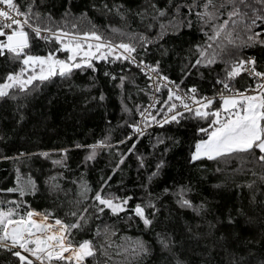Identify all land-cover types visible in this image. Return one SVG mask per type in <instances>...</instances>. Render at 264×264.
I'll use <instances>...</instances> for the list:
<instances>
[{
	"label": "trees",
	"instance_id": "obj_1",
	"mask_svg": "<svg viewBox=\"0 0 264 264\" xmlns=\"http://www.w3.org/2000/svg\"><path fill=\"white\" fill-rule=\"evenodd\" d=\"M16 2L22 10L34 4V11L43 18L35 22L41 25L47 22L44 14L50 15L49 26L53 30L56 27L70 33L96 30L106 37H113L116 42H127L131 37L113 34V28L125 33L145 31L135 13L152 11V3L158 7L167 4V0ZM187 2L191 3V0ZM199 3H203V0H199ZM66 11L68 15H65ZM182 11L187 14V8ZM122 15L126 17L127 24L121 19ZM192 18L194 22L191 28L184 26L178 32H170L147 50L138 49L134 55L147 63L154 64L159 60L163 74L180 84L181 89L186 91L195 84L201 95H212L215 75L224 67L223 64L214 65L211 71L204 67L192 69L187 77H183L186 65L190 67L189 58L195 59L189 50L192 45L204 40L194 13ZM168 20L169 17H164L157 21L148 34L155 36L160 23L166 24ZM73 24L77 25L76 29L72 28ZM27 30L31 37V54L46 55L60 47L54 39L44 41ZM243 55L255 56L257 69L264 71V47L244 49ZM57 56L65 59L67 52H57ZM93 63L98 68L97 72L74 69L70 78L63 79L57 75L19 99L0 98V189L15 188L18 183L24 186L30 179L37 185L35 193L28 192L24 197L17 192L0 191V201L15 199L22 202L24 210L50 211L51 218L59 217L66 223L74 222L75 218L67 213L75 210L76 201H81L80 210L89 207L91 219L82 231L74 230V239L76 242L93 240L99 252L94 258H86V264H175L172 253L183 264H264V181L260 179L264 175V166L251 154L211 161L205 158L196 164H189V149L197 138L196 129L206 126L203 121L190 120L180 125L167 124L163 128L153 125L139 139L134 153L129 154L113 172L119 160L118 151L127 152L132 146V140L117 144L131 131L125 122L138 120L136 105L145 106L149 102L151 89L148 88L146 75L135 65L121 61ZM20 66L19 62H9L0 57V81L8 72L17 71ZM106 70L115 74L117 79L113 81L111 76H105ZM121 75L127 79L123 87H118ZM241 77L234 82L236 88L244 89L249 84H255L246 73H242ZM101 93L104 95L103 101L99 99ZM157 97L159 101L154 112L160 111L159 104L167 98V89H162ZM122 103L131 112H123ZM216 106H219L218 102ZM109 129L112 147L98 151L94 160L85 163L87 149L75 145H88L103 139ZM157 135L172 139L166 140L169 151L163 155L165 164L160 174L149 182L147 175L161 158L165 147L159 145L152 154L153 138ZM59 149L68 151L60 153ZM40 152H48L49 156H40ZM137 153L145 156L146 167L138 166ZM62 156L66 157V167L53 164ZM50 177H57L58 192L50 191L45 183ZM105 180L108 181L105 192L131 199L128 208L119 217L106 210L96 219L94 209L90 208L93 202L83 200L79 194V184L87 183L91 197L100 190ZM249 184L253 186L250 188ZM182 185L192 188L187 198L193 204L203 203L199 214L177 203L178 196L173 193ZM165 188L170 191L165 193ZM149 200L155 204V215L151 207H146V215L152 223L145 227L131 209L137 203L146 204ZM105 225L110 229L107 237H97V230L103 232ZM161 237L172 241L171 252L162 246ZM137 241H142L148 247L146 256L133 254ZM101 244L104 245L102 250ZM0 264H19V261L10 252L0 249Z\"/></svg>",
	"mask_w": 264,
	"mask_h": 264
},
{
	"label": "snow or ice",
	"instance_id": "obj_2",
	"mask_svg": "<svg viewBox=\"0 0 264 264\" xmlns=\"http://www.w3.org/2000/svg\"><path fill=\"white\" fill-rule=\"evenodd\" d=\"M34 7V4H29L26 10H22L16 0H0V57L9 62H19L21 65L17 71L8 72L0 81V98L19 99L21 95L31 93L57 75L63 79L70 78L74 69L80 71L91 69L97 72L98 68L94 61L127 62L138 67L146 75L148 88L151 89L148 93L150 103L146 107L136 105L140 119L125 122L126 127L131 131L123 140H118L117 144L132 140V146L127 152L118 151L119 160L113 172L129 154L134 153L139 139L153 125L163 128L167 124L180 125L190 120L203 121L206 126L196 129L197 138L194 146L189 149V164H196L205 158L211 161L251 154L260 165L264 166V71L257 69L255 56L243 55L244 49L264 47V0H203V3H199V0H191V3L187 0H182L180 3L176 0H167L165 7H158L157 4L152 3L150 5L152 11L135 13L139 16L145 31L125 33L118 28L111 30L113 34L131 37L127 42L124 40L116 42L113 37H106L96 30L79 33H70L60 27L53 30L49 26L51 17L47 13L44 14L47 17L45 24L35 22L43 18L39 12L34 11ZM184 8H187V14L182 11ZM193 13L195 22L200 25L204 40L202 43L192 45L189 50L195 59L189 58L190 67L186 65L187 70L183 72V77H187L192 69L204 67L211 71L214 65L223 64L224 67L215 75L212 95H201L195 84L190 85L186 91L181 89L180 84L163 74L159 60L154 64L147 63L143 58L137 59L134 55L138 49L147 50L151 44L163 39L170 32H178L184 26L191 28L194 22ZM65 15H68L67 11ZM164 17H169L168 23H160L156 35H149L148 33L155 28V23ZM121 19L127 24L124 15ZM72 28L76 29L77 25L73 24ZM26 29L34 32L38 39L44 41L54 39L60 47L55 52L49 51L46 55L31 54V37ZM60 51L67 52L65 59L57 56V52ZM242 73H246L255 82V87L249 84L241 90L234 86L235 80L241 77ZM104 75L111 76L113 81L117 79L115 74L107 70ZM126 79L124 75L119 76L120 84L117 86L123 87ZM164 88L167 89V98L159 104L160 111L154 112L159 101L155 94L160 93ZM99 99L104 100L103 93ZM122 111L129 113L131 109L122 103ZM20 119H23V115ZM110 139L111 129L103 139L88 145L76 144L75 147L87 149L84 157V162L87 163L96 158L98 151L112 147ZM153 139L152 154L159 145L165 147L161 158L147 175L149 182L160 174L165 164L163 155L169 151L166 140L172 138L157 135ZM58 151L66 153L68 150ZM257 151L258 155H256ZM39 155L47 157L49 153L40 152ZM65 158L62 156L61 159L54 160L53 164L66 167ZM136 158L139 167H146L143 154L137 153ZM260 179L264 181V175H261ZM56 180L57 177H50L45 182L50 191L60 190ZM253 184H249L248 187L251 188ZM107 185L108 181L105 180L100 185V190L90 197L88 193L91 189L87 183L79 184V194L83 200L93 202L90 208L94 209L96 219L104 215L106 210L119 217L120 213L126 211L131 199L105 192ZM0 191L17 192L20 197H24L28 192L35 193L37 185L30 179L24 186L18 183L15 188L0 189ZM169 191L167 188L164 189L165 193ZM191 191L190 186L182 185L173 194L178 196L177 203L180 207L189 208L199 214L204 205L193 204L187 198V193ZM80 206L81 201H76L75 210L67 213L75 218L74 222L66 223L56 217L52 223L49 222L52 217L50 211L39 213L31 208L24 210L22 202L15 199L0 201V249L10 252L18 259L19 264H86V258H94L99 252L93 240L83 239L76 242L74 239L76 232L88 226L91 219L89 207L80 210ZM146 207H151L155 215V204L151 200L146 204L137 203L131 212L143 222L145 227H148L152 221L146 215ZM109 231V227L105 225L103 232L98 229L95 235L107 237ZM160 243L171 252L170 239L161 237ZM103 248L104 245L101 244L100 249ZM148 252V247L142 241L135 243L134 255L146 256ZM172 255L175 264H183L175 253Z\"/></svg>",
	"mask_w": 264,
	"mask_h": 264
},
{
	"label": "built area",
	"instance_id": "obj_3",
	"mask_svg": "<svg viewBox=\"0 0 264 264\" xmlns=\"http://www.w3.org/2000/svg\"><path fill=\"white\" fill-rule=\"evenodd\" d=\"M27 30V29H26ZM30 30V29H29ZM31 31V30H30ZM250 56H252V55H250ZM252 87H255V84L252 86ZM241 90H243V89H241ZM156 96H157V93L155 94ZM149 103H150V99H149V102L145 105V107L146 106H148L149 105ZM158 104V103H157ZM140 119V117L138 118V120Z\"/></svg>",
	"mask_w": 264,
	"mask_h": 264
},
{
	"label": "rangeland",
	"instance_id": "obj_4",
	"mask_svg": "<svg viewBox=\"0 0 264 264\" xmlns=\"http://www.w3.org/2000/svg\"><path fill=\"white\" fill-rule=\"evenodd\" d=\"M85 47H86V45H85ZM38 212H39V211H38ZM39 213H41V212H39ZM54 219H55V218H50V221H49V222H52V223H53V222H54Z\"/></svg>",
	"mask_w": 264,
	"mask_h": 264
}]
</instances>
